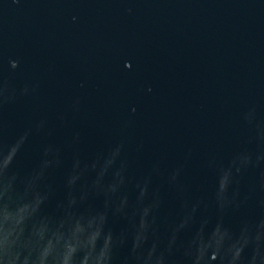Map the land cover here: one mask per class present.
Returning <instances> with one entry per match:
<instances>
[{
	"label": "water",
	"instance_id": "obj_1",
	"mask_svg": "<svg viewBox=\"0 0 264 264\" xmlns=\"http://www.w3.org/2000/svg\"><path fill=\"white\" fill-rule=\"evenodd\" d=\"M0 264H264V0H0Z\"/></svg>",
	"mask_w": 264,
	"mask_h": 264
}]
</instances>
